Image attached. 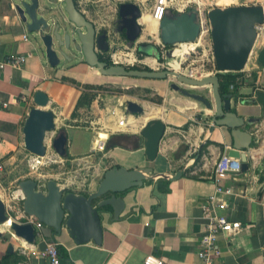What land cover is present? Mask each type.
<instances>
[{"label":"crops","instance_id":"obj_1","mask_svg":"<svg viewBox=\"0 0 264 264\" xmlns=\"http://www.w3.org/2000/svg\"><path fill=\"white\" fill-rule=\"evenodd\" d=\"M60 1L62 0H57V3L54 0H40V14L54 21L55 12L49 15L47 9L59 5L62 18L67 19L65 6L62 4V8ZM75 1L98 30L108 29L106 21H102L104 0ZM239 1L233 5H264V0ZM16 2L17 0H0V63L10 56H27L26 63L20 69L7 67L0 70V160L4 165L3 171L15 159L13 154L21 148L25 149L23 127L29 111L36 107L33 98L37 91L50 97L48 110L55 113L56 123L59 120L66 127L68 154L73 162L85 160L91 163L94 161V153H102L95 151V133L87 128L86 122H96L109 133V146L103 154H99L102 157L97 162L99 169L95 179L87 189L77 194L96 192L105 173L112 168L152 169V179L120 194L124 199L125 209L119 220L114 219L111 206L99 209L103 225V242L100 246L93 241L76 244L66 228L61 236L55 237L54 241L59 242L63 254L61 264H144L149 255L161 258L164 264H205L198 255L207 225L202 205L215 192L216 183L213 178L216 163L223 154L229 155L233 148L231 129L217 126L211 132L215 110H208L204 104L174 91L168 80L142 79L167 84L152 87L158 96L163 97L161 105L150 101L148 102L154 105L140 104L146 110L144 121L140 123L136 116L128 115L125 107L119 108V113L113 115L112 110L127 101L124 97L108 92L100 93L90 108L81 109L76 117H72L82 95V87L79 86L108 87L119 84L124 86L122 88H129L140 82L128 80L129 77L104 76L80 57L73 60L62 59L59 66L52 67L45 56L43 42L37 34L27 30L16 13ZM89 5L96 8L91 9ZM93 18L99 20V23ZM141 22L147 25L149 32L154 27L149 16L143 17ZM158 26L150 34L159 32ZM261 31L255 51L238 80V83L243 82L239 90L240 98L228 93L233 96L232 111L245 120L243 130L251 133L252 143L247 169L232 174L223 181V185L230 188L232 194L223 197L227 208L220 213L231 221H239L241 228L219 238L218 245L222 253L216 259V264H264V111L255 102V93L264 90V67H259L256 63L257 51L264 45V26ZM26 35L28 40H24ZM142 37L143 35L138 44H151ZM109 42L110 46L115 44L111 41V35ZM55 48L58 49L57 45ZM108 52L102 53V56L108 55ZM72 82L79 86H74ZM206 92L205 97L213 100L212 88L209 87ZM115 98H118L117 104L111 105ZM100 100L106 101L104 106L100 104ZM152 109L159 110L160 114L149 118L148 114ZM122 117L127 119L129 127L118 132V121ZM150 119H161L166 125L158 157L154 162L146 157V139L141 135L143 126ZM71 123L84 125L73 128ZM77 130L84 132H78L77 135ZM71 132L73 137L70 136ZM161 174L165 177L160 176ZM19 182L16 179L7 183L0 178V195L7 205L10 217L25 223L29 219L23 214V194L19 190L11 194V189L15 188V184L19 185ZM38 184L39 190H44L45 185ZM101 200L95 201L94 205L98 206ZM13 211L16 213H12ZM30 220L36 226L37 220ZM38 231L36 228L37 241L29 244L13 237L8 224L0 225V264L6 263L1 260L7 255L14 256L8 264H14V260L18 264H50L47 259L31 253L35 249L43 250L47 242L51 241L43 234V237H38ZM12 245L13 249L10 250Z\"/></svg>","mask_w":264,"mask_h":264},{"label":"water","instance_id":"obj_2","mask_svg":"<svg viewBox=\"0 0 264 264\" xmlns=\"http://www.w3.org/2000/svg\"><path fill=\"white\" fill-rule=\"evenodd\" d=\"M64 4V12L68 18L60 21L56 18L52 21L46 15L40 14V0H17L15 4V11L27 30L37 34L43 42L45 56L52 67L59 66L62 59L73 60L80 57L87 65L98 69L100 74L107 77L145 80H167L173 77L179 83L190 87L211 86L213 100L185 90L175 83L171 84L174 91L204 104L208 110H215L211 132L217 126L231 129L234 144L229 156L241 159L242 170L247 169L252 135L243 130L245 120L232 111V94L221 93L218 75L196 79L174 70L130 69L124 65H109L101 60L100 55L110 49L109 30L99 32L95 24L77 7L75 0H64ZM47 10V14H52ZM119 16L120 26L114 33L122 34L125 31L128 47L132 49L144 30L140 22L143 17L142 9L136 3L126 2L120 4ZM207 17L211 26L213 54L218 73L244 71L262 33L264 5L216 7L208 11ZM200 32V13L193 7L186 12L168 9L159 24L161 43L170 47L182 43H196ZM168 56L171 57V54ZM256 63L259 67H264V45L257 51ZM33 102L36 107L29 111L23 127L24 144L26 150L42 158L48 152L45 144L47 134L57 129L56 116L53 111L48 110L50 97L46 93L37 91ZM255 102L264 111V90L255 93ZM125 110L131 116L146 113L142 105L131 100L125 102ZM165 131L166 125L161 119L148 120L141 130V135L146 139V157L150 162L156 161L158 157ZM52 147L61 158L68 157V135L65 129L59 130L52 141ZM151 172V168H112L105 173L98 190L88 195L67 191L56 180L48 181L44 190H39L38 182L33 179L22 181L18 190L23 194V214L29 220L21 223L11 218L0 195V225L8 224L13 237L34 244L37 241L36 226L30 219L35 218L42 223L41 233L52 241L56 236H61L66 228L76 244L93 241L100 246L103 242V225L99 209L111 206L114 219L119 220L125 209V202L120 194L152 179ZM160 176L165 177L163 174ZM99 199L102 200L95 206V201ZM12 249L13 245L10 246V250Z\"/></svg>","mask_w":264,"mask_h":264},{"label":"rangeland","instance_id":"obj_3","mask_svg":"<svg viewBox=\"0 0 264 264\" xmlns=\"http://www.w3.org/2000/svg\"><path fill=\"white\" fill-rule=\"evenodd\" d=\"M54 1H56L57 3V0ZM246 1H250V0H246ZM252 1H256V0H252ZM126 2L136 3L140 5L142 12L145 13L143 17L150 16L152 13V9L154 8L155 5V0H104L103 1L104 5L102 8H103L104 17L102 21H106V24H108V30L109 33L111 34V41H114L115 43L110 46L107 56L111 58L113 53L118 52V55L122 58L121 64L130 69L153 68L156 70H174V71L176 70L180 74L196 79H202L217 74V68L215 62L209 63L208 61V59L211 58L210 52L211 50L213 51L211 34H210V38L207 37L209 40L208 39L201 40L200 42L201 50L196 51L195 53L189 50L191 52L190 55H188L189 51L188 52L184 51L183 46L182 47L180 45L174 46L173 49H177L181 51V52L178 51L176 52V55L179 54V56H176L175 58H173V55L169 57L167 51H165V49L163 48L159 36V32H157L156 34H150L147 25L143 24L141 21L140 22L143 24V28H144L142 34L143 40L150 41L151 44H153L154 41V43H156L155 45L159 47L156 56L144 58V56H142L141 53L135 51V48L130 49L123 39H116L117 36L114 34L113 23L117 18L120 4ZM234 2H240V1L239 0H173L172 10H176V8L182 9L184 5L185 6L188 5L187 10L193 7L202 10L205 13H208V11L216 7L223 8V6L225 5L232 6ZM60 4L61 5L64 4V0L60 1ZM93 5H89V8L95 9L96 7L95 8L92 7ZM49 11H51V13L55 12L54 15L57 21L64 19L62 18V13L59 11V5L57 7L55 6V8L49 7ZM93 20L97 22L99 21L94 18ZM99 26L100 25L98 24V27ZM204 54L207 55L205 56ZM134 59H136L135 62ZM153 60H156V62ZM173 61L176 62L174 64V68L168 66L166 67L161 66V64H165V63H171L173 65ZM128 80L139 81L140 84L132 85L129 88H122L124 87L123 85L112 84V85H108L107 90H109L110 92L117 93L118 97L120 96L124 97L126 101L128 100L135 101L139 104H144L145 106L154 105L148 102L147 99L156 98L158 96L156 94V91H154L152 87L157 88L158 86L167 84L161 81H144L142 79H137V78H133V79L130 78ZM167 80L169 81L170 84L175 83L179 85L181 88H184L185 90L200 95L202 94L204 96L207 95L206 90L209 87L212 88L211 86L209 87L205 86L199 88L186 86L179 83L173 77L168 78ZM208 99L211 100L212 98L208 97ZM117 100L118 98H115L114 101L111 102V105H116ZM105 102L106 101L100 100V104L102 106H104ZM148 110L149 109L147 108V111ZM145 115L146 113L143 115L137 114L135 116L140 123L144 121L143 119ZM86 119L89 120V118ZM83 125H84L83 123L81 124L71 123V126H73V128L83 127ZM62 128L66 129V127L62 125V122L57 120V129L54 132H49L47 134L45 144L47 145L48 152L45 157L39 158L33 154H30L29 151H27L26 149L21 148L19 152L13 154L15 155V159L11 164H9V166L8 165L6 166L0 178H2V180L7 183L10 180H16V179L18 181L21 180L23 181L25 179H33L45 186L48 181L56 180L60 185H63L65 188L67 187L66 188L67 191H72L75 193H81L85 189H87L91 181L95 179L96 171L97 169H99V164L97 162L100 161L99 158L102 157V155L99 156V154H103V152L94 153L93 154L95 155L94 161L93 162L91 161V163L85 160L73 162L71 157H69L70 159L61 158L53 149L52 141L57 136L59 130ZM81 131L84 132V130H77L76 134L78 135V132ZM70 136L73 137V133ZM71 137L69 140H71ZM101 165L103 166L105 164H101ZM15 185H16L15 188L11 189V194H13L15 191L19 189L18 183Z\"/></svg>","mask_w":264,"mask_h":264},{"label":"built area","instance_id":"obj_4","mask_svg":"<svg viewBox=\"0 0 264 264\" xmlns=\"http://www.w3.org/2000/svg\"><path fill=\"white\" fill-rule=\"evenodd\" d=\"M173 0H155L154 8L152 9L151 16L153 20L160 22L164 19L168 9H172ZM188 5H184L182 9H177V12H186ZM175 10V11H176ZM199 10V9H198ZM200 20H201V32L200 38L194 44L192 43H182L178 44L181 47L185 45H194V49L190 50L193 53L201 50V40L210 38L211 26L207 13L199 10ZM208 37V38H207ZM24 40H28V36H24ZM209 40V39H208ZM163 48L165 45L162 44ZM177 46V45H176ZM177 49H173L171 55L175 58L174 54ZM188 52V55L191 52ZM168 53V52H167ZM169 54V53H168ZM205 56L207 54H204ZM211 58L208 59L209 63L215 62L213 51L210 52ZM27 60V56H10L5 62L0 63V70H5L7 67H12L14 69H20ZM111 60L115 65H122V58L118 55V52L113 53ZM136 59H134V62ZM163 67H172L171 63L161 64ZM218 71V70H217ZM119 103V102H118ZM124 104L121 107L116 106L112 110L113 115L119 113V108H123ZM85 125L92 132L95 133V151L104 152L107 147V142L109 140V133L106 128L96 122H86ZM129 127L128 121L125 117H122L118 121V132L126 130ZM4 165L0 160V174L3 172ZM242 170V161L238 158L229 156L228 154H223L215 166L214 173V182L216 183L215 192L207 199V201L202 205L205 218L207 219L206 232L203 234L200 241V251L198 252L199 258L205 264H216V259L221 256V249L218 245V240L223 235H228L235 230L241 228V223L239 221H231L227 216L221 214L220 212L227 208V202L223 199L224 196H229L232 194L230 188H226L223 185V181L226 177L239 173ZM36 228L39 230L37 233L38 237H43L40 229L42 228V223L39 221L36 222ZM60 244L57 241H49L46 244V247L43 250H32L31 253L34 256H39L41 258L47 259L50 264H61L62 256L60 253ZM144 264H164V261L161 258H158L154 255H149L145 258Z\"/></svg>","mask_w":264,"mask_h":264},{"label":"trees","instance_id":"obj_5","mask_svg":"<svg viewBox=\"0 0 264 264\" xmlns=\"http://www.w3.org/2000/svg\"><path fill=\"white\" fill-rule=\"evenodd\" d=\"M101 60L104 62H107L109 65H113L111 58L107 56V54L103 55L101 57ZM133 69H138V68H133ZM146 69H149V68H146ZM242 75H243L242 72L218 73V76L220 78V83H221V93L223 94L232 93L234 97L239 99L240 98L239 90L241 86L243 85V82L238 83V80L242 77ZM72 84L74 86H79L76 82H72ZM232 86L233 88H231ZM79 87H82V95L76 105V109L72 117H76L78 115V111H80L81 109L90 108L93 102L98 97V95L102 92H108V93L117 95V93L110 92L109 90H107L108 87H105V86L92 87L90 85H85V86H79ZM147 100L157 105H161L163 103V97L161 96H157L156 98H149ZM108 146L109 145L107 144V147ZM69 157L70 156H68L67 159H70ZM59 250L62 256L63 254H62L61 248H59ZM13 257L14 256L12 255H7L5 258H3V260H1V262L2 263L6 262L5 264H8L13 259ZM14 264H18L17 260H14Z\"/></svg>","mask_w":264,"mask_h":264},{"label":"flooded vegetation","instance_id":"obj_6","mask_svg":"<svg viewBox=\"0 0 264 264\" xmlns=\"http://www.w3.org/2000/svg\"><path fill=\"white\" fill-rule=\"evenodd\" d=\"M119 26H120V16H119V10H118L117 18L115 19V21L113 23L114 32L119 28ZM102 31H103V29L99 30V32H102ZM114 34L117 36L116 39H123L125 41V43L127 45H129V43L127 41V38H126L125 31L122 34H116V33H114ZM110 35H109V39H110ZM137 44H138V42H137ZM137 44L133 48H135L136 52L141 53V55L144 56V58H148V57H151V56H156L157 53H158L159 47L157 45H155L154 43L153 44L145 43V44H138V45ZM164 49L169 54H171L173 52V47L165 46ZM100 55L102 57V53Z\"/></svg>","mask_w":264,"mask_h":264},{"label":"bare ground","instance_id":"obj_7","mask_svg":"<svg viewBox=\"0 0 264 264\" xmlns=\"http://www.w3.org/2000/svg\"><path fill=\"white\" fill-rule=\"evenodd\" d=\"M143 18V17H142ZM149 20H150V22H151V24L152 25H154V27H151L150 28V32H155L156 30H157V26H158V22H156L155 20H153V17L150 15L149 16ZM200 38V37H199ZM192 44H194V43H192ZM183 45V47H184V51H186V52H188L189 50H192L193 48H194V45ZM181 52L180 50H176L175 51V54H174V56L176 57V56H179V54L178 55H176V52ZM183 58V57H182ZM176 62L175 61H173V65H172V67L174 68V64H175ZM181 68V67H180ZM176 71V70H175ZM179 73V72H178ZM156 108V107H155ZM159 109V108H158ZM160 114V111L159 110H155V109H152V110H150V112H149V114H148V117L149 118H152V117H156V116H158ZM131 124H133V119H131Z\"/></svg>","mask_w":264,"mask_h":264}]
</instances>
